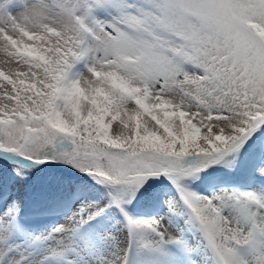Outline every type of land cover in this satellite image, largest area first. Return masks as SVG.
Masks as SVG:
<instances>
[{
  "label": "snow or ice",
  "instance_id": "obj_1",
  "mask_svg": "<svg viewBox=\"0 0 264 264\" xmlns=\"http://www.w3.org/2000/svg\"><path fill=\"white\" fill-rule=\"evenodd\" d=\"M0 264H264V0H0Z\"/></svg>",
  "mask_w": 264,
  "mask_h": 264
},
{
  "label": "rangeland",
  "instance_id": "obj_2",
  "mask_svg": "<svg viewBox=\"0 0 264 264\" xmlns=\"http://www.w3.org/2000/svg\"><path fill=\"white\" fill-rule=\"evenodd\" d=\"M111 131V130H110Z\"/></svg>",
  "mask_w": 264,
  "mask_h": 264
}]
</instances>
